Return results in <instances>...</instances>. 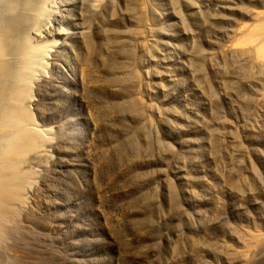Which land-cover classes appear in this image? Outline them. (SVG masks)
I'll use <instances>...</instances> for the list:
<instances>
[{"label": "rangeland", "instance_id": "374dc122", "mask_svg": "<svg viewBox=\"0 0 264 264\" xmlns=\"http://www.w3.org/2000/svg\"><path fill=\"white\" fill-rule=\"evenodd\" d=\"M59 1L0 264H264V0Z\"/></svg>", "mask_w": 264, "mask_h": 264}, {"label": "bare ground", "instance_id": "6f19581e", "mask_svg": "<svg viewBox=\"0 0 264 264\" xmlns=\"http://www.w3.org/2000/svg\"><path fill=\"white\" fill-rule=\"evenodd\" d=\"M61 8L59 0H0V261L5 228L30 208L50 158L51 139L34 112L41 89L58 80L61 49L49 39L65 31Z\"/></svg>", "mask_w": 264, "mask_h": 264}]
</instances>
